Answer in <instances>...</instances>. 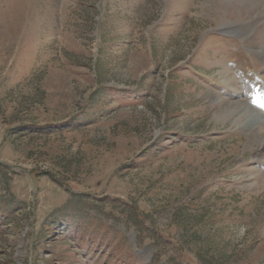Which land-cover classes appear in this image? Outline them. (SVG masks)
<instances>
[{"label": "rangeland", "instance_id": "1", "mask_svg": "<svg viewBox=\"0 0 264 264\" xmlns=\"http://www.w3.org/2000/svg\"><path fill=\"white\" fill-rule=\"evenodd\" d=\"M233 1L0 0V264H264V14Z\"/></svg>", "mask_w": 264, "mask_h": 264}, {"label": "bare ground", "instance_id": "2", "mask_svg": "<svg viewBox=\"0 0 264 264\" xmlns=\"http://www.w3.org/2000/svg\"><path fill=\"white\" fill-rule=\"evenodd\" d=\"M231 1H233V0H231ZM236 2L238 3L239 1L236 0ZM240 3H242L241 5L244 6L245 12H246V10H252V11L256 10V11H260L261 14H264V0H240ZM241 10L242 9H240V11ZM236 23L237 22H234L232 24H228L227 28L239 30L240 29V24H236ZM259 55L264 56V51H262L261 53L259 52ZM248 133H249V136L252 139H254L256 141V143L259 145V148H258V150L255 153L256 154L255 158L258 161H260L264 157V152H263V150H264V121H262V122H254L249 127Z\"/></svg>", "mask_w": 264, "mask_h": 264}]
</instances>
